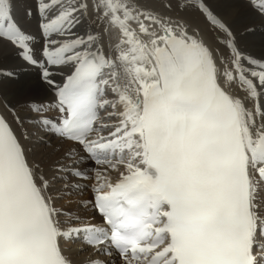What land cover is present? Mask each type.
Returning <instances> with one entry per match:
<instances>
[{
  "label": "snow or ice",
  "instance_id": "1",
  "mask_svg": "<svg viewBox=\"0 0 264 264\" xmlns=\"http://www.w3.org/2000/svg\"><path fill=\"white\" fill-rule=\"evenodd\" d=\"M0 264H264V0H0Z\"/></svg>",
  "mask_w": 264,
  "mask_h": 264
}]
</instances>
